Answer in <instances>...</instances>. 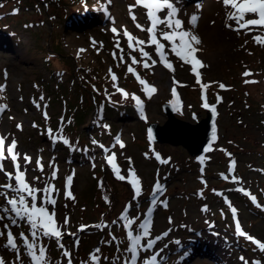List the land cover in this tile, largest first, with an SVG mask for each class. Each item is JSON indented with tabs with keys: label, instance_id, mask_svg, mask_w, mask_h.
I'll return each instance as SVG.
<instances>
[{
	"label": "rangeland",
	"instance_id": "374dc122",
	"mask_svg": "<svg viewBox=\"0 0 264 264\" xmlns=\"http://www.w3.org/2000/svg\"><path fill=\"white\" fill-rule=\"evenodd\" d=\"M215 1L208 0L210 8L195 14L201 22L194 28L188 21L195 4H177L186 29L201 39L195 46L204 65L197 69L198 83L191 65L172 54L167 41L162 43L174 71L160 63L154 45L144 46L157 61L150 68L143 66L146 58L139 51L129 49L125 29L149 38L135 26H149L146 10L134 7L137 21L131 18L135 0H0V105L6 106L0 112V137L6 147L16 141L17 162L33 187L55 189V205L44 206L56 214L63 248L52 237L37 241L47 249L48 264H68L69 259L95 264L93 256L99 264H128L125 213L133 220L134 235L142 232L141 223L151 222L141 246L160 237L151 251L141 253L138 264L154 253L162 264H264V251L242 241L235 230L239 221L247 235L264 243V44L253 40L264 38V28L234 31L235 21L227 27L226 9ZM133 56L140 63L132 64ZM129 65L136 75L128 72ZM137 75L157 93L149 97ZM205 103L214 107L216 124V139L206 153L194 156L180 145L147 139V125L163 124L167 112L196 123ZM112 155L126 179L117 178L107 159ZM3 164L14 172L10 158ZM132 171L140 181L139 195L129 182ZM8 182L0 173V184ZM245 192L257 199L259 215L252 220L244 210L250 197ZM36 195L40 206L45 193ZM5 206L0 196V208ZM12 215L0 211V258L5 264H29L17 232L31 240L30 226L21 220L11 224ZM8 231L16 238L19 261L16 251L5 247ZM192 240L215 242L216 255H193L180 263Z\"/></svg>",
	"mask_w": 264,
	"mask_h": 264
},
{
	"label": "snow or ice",
	"instance_id": "6c2138e0",
	"mask_svg": "<svg viewBox=\"0 0 264 264\" xmlns=\"http://www.w3.org/2000/svg\"><path fill=\"white\" fill-rule=\"evenodd\" d=\"M222 4L226 9V26L232 28V25L228 23V21H235L236 27L233 28L234 31H239L241 29H246L247 31H253L258 28H264V0H221ZM143 7L146 12V18L150 22L148 27H144L140 23H136L135 26L140 29V31L147 32L148 40L145 41L143 39H139L134 37L127 29L124 30V36L127 37L128 47L133 51H139L143 59V66L145 68H150L154 66L157 61L153 60L149 52L144 50V46H155V53L159 57L160 63L163 66L171 71H174L172 63L168 60L167 54L164 51L166 45L162 43V41H167L169 46V51L182 60L185 64H190L192 68V72L197 77V82H200V73L198 72V67H203L202 61L197 58L195 53L199 51L196 45L201 44V39L199 36L195 35L192 31L187 30L185 28V21L179 18L180 9L177 7L176 0H135V5L129 6V12L131 14V18L134 22L137 21L136 15L133 13L134 7ZM251 17V18H249ZM198 17L196 15H192L190 18V23L193 28L196 25ZM112 31L117 32L116 28H113ZM253 40L257 43L264 44V38L259 35L253 36ZM135 42V43H134ZM139 46V47H137ZM117 47H119V42H117ZM123 51V49H121ZM115 57V54H113ZM123 61V56L120 57ZM132 64L140 63L133 56ZM151 61L149 64L148 61ZM128 72L136 75L135 70L131 65L128 66ZM111 71V70H110ZM245 76L250 75V73L245 72ZM113 80L116 79L115 76L112 77ZM137 79L142 85H145V91L147 94L151 95L152 92H155L156 89L153 86H148L147 82L140 79L137 75ZM248 83L249 81H245ZM208 87L207 85H202V88ZM221 88L225 87L223 84L220 85ZM3 91V87L0 86V92ZM123 92V90H120ZM173 96H176L175 89L172 91ZM125 96L128 94L124 93ZM139 105L141 102L138 97L132 96ZM219 99V97H218ZM6 106L0 105V112L4 111ZM204 107H209L207 103L204 104ZM213 113L215 114V109L213 108ZM19 127V126H18ZM51 131V130H50ZM213 139L216 137V130L213 127L212 133ZM67 143V140L64 141ZM117 142H119V138H117ZM17 147L16 141L12 140L11 144L7 147L5 146V139L0 137V173L6 177L9 181L8 183L0 184V188L5 189L13 193V195L9 196L8 191L0 192V196H4L6 199V205L3 208H0L4 214H13L8 218L11 221V224H17V220L26 221L31 229V240L26 236L23 232L19 235L23 240V244L27 250V255L29 257V264H48L47 258V249L42 244H37V241L42 237H52L55 238L59 247L63 248V245L59 243L62 239V232L60 230V226L57 224L55 219V212H50L49 208L44 205H55L56 200L52 198L51 193L55 190L52 186H46L43 189H37L33 187L26 179V172L21 170V165L17 162L19 158V154L15 151ZM123 147V144H121ZM7 154V155H6ZM10 158L13 166L14 172H8L5 170L3 161L5 159ZM159 159V156H157ZM109 163H113L115 160V156H109ZM24 160L26 162H30L31 158L28 156H24ZM37 165L41 171H43V166L40 164V161H37ZM113 170L116 172L117 178L124 180L125 176L120 175L117 166L113 163ZM131 178L129 182L136 189L137 195L140 193V188L138 187L140 181L139 178L136 177L134 171L131 172ZM56 172L53 171L52 178L55 179ZM38 179V178H37ZM12 181L15 183L13 184ZM71 183V177L68 178V184ZM161 188L159 185L156 186V191H160ZM43 191L45 193V197L40 206L37 204V192ZM239 191H244L243 189H239ZM70 195V193H68ZM155 195V193H153ZM245 195H249L253 203H256V197L251 195L248 192H245ZM155 200L152 201L155 204ZM259 206V205H258ZM233 214L236 213V209L232 208ZM0 219H4L3 216H0ZM122 220L126 221L125 227L130 229L127 233V237L129 239L130 246L127 251L131 254L128 260V264H138L140 260L142 252H149L153 249L157 240L160 237H156L155 239H149L146 245L141 246L142 239L148 237L150 235V220H145L143 223L139 225L142 232L138 234H133L132 225L133 220L128 219L127 213L121 216ZM67 220H65V224ZM5 228H9L8 224L4 225ZM236 233L240 236L246 237L249 241L257 245V247L264 251V243L256 240L254 237L247 235L242 229L239 221L236 222L235 225ZM0 235H4V233L0 232ZM177 244L180 241H176ZM5 247H10L12 250L16 251L17 259H19L20 249L16 242V238L13 235L12 231L7 232V242ZM99 249H97V252ZM65 256H69L70 253L64 252ZM159 253H154L150 257H147L143 260V264H162L161 261H158ZM95 264H99V258L96 256L92 257ZM243 261L244 258L241 257ZM0 264H5L2 258H0ZM68 264H71V260L69 259ZM247 264V261H245ZM259 264V262H257Z\"/></svg>",
	"mask_w": 264,
	"mask_h": 264
},
{
	"label": "water",
	"instance_id": "95a60500",
	"mask_svg": "<svg viewBox=\"0 0 264 264\" xmlns=\"http://www.w3.org/2000/svg\"><path fill=\"white\" fill-rule=\"evenodd\" d=\"M167 116L168 119L163 124L154 122L147 125L149 140L173 145L180 144L190 155L205 152L209 144L215 140L212 136L213 127H215V114L212 109H207L205 115L196 123L177 119L170 112H167ZM171 121L175 128L170 127Z\"/></svg>",
	"mask_w": 264,
	"mask_h": 264
},
{
	"label": "bare ground",
	"instance_id": "6f19581e",
	"mask_svg": "<svg viewBox=\"0 0 264 264\" xmlns=\"http://www.w3.org/2000/svg\"><path fill=\"white\" fill-rule=\"evenodd\" d=\"M176 1H179V4L180 3H182V0H176ZM218 3H219V0L217 1ZM183 3H187L185 0L183 1ZM189 5V4H188ZM188 5H184V6H188ZM203 6H204V8H206V9H209L210 8V6H211V3H208V0H206V2L203 4ZM198 7H199V5H198ZM204 35L202 34V37H203ZM204 39L205 40H208L209 39V37L207 36V37H205L204 36ZM208 64L210 65V67L213 65V63H212V61L210 60L209 62H208ZM159 78V77H158ZM154 87V86H153ZM160 87V89H162V86H159ZM159 87H158V89H159ZM172 87V86H171ZM155 89H156V93H157V88L156 87H154ZM152 93H154V92H152ZM169 125H170V127L171 128H175V126L173 125V123H172V121L171 122H169ZM202 241H200V243H201ZM203 242L204 243H206V245H208V247H209V252L210 253H212V252H214V249L217 247V245L214 243V242H210V241H204L203 240ZM192 243V242H191ZM197 243H198V241H197ZM195 250L196 251H198L197 253H203L204 251H206L205 250V247L204 246H202V245H198V244H195ZM195 255H197V254H195ZM189 257V255L183 260V261H185L187 258Z\"/></svg>",
	"mask_w": 264,
	"mask_h": 264
},
{
	"label": "trees",
	"instance_id": "16d2710c",
	"mask_svg": "<svg viewBox=\"0 0 264 264\" xmlns=\"http://www.w3.org/2000/svg\"><path fill=\"white\" fill-rule=\"evenodd\" d=\"M78 7V6H77ZM260 69H262V68H260Z\"/></svg>",
	"mask_w": 264,
	"mask_h": 264
}]
</instances>
